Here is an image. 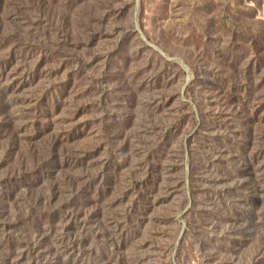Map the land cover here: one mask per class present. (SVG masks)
Segmentation results:
<instances>
[{
  "label": "rangeland",
  "instance_id": "obj_1",
  "mask_svg": "<svg viewBox=\"0 0 264 264\" xmlns=\"http://www.w3.org/2000/svg\"><path fill=\"white\" fill-rule=\"evenodd\" d=\"M0 264H264V0H0Z\"/></svg>",
  "mask_w": 264,
  "mask_h": 264
}]
</instances>
